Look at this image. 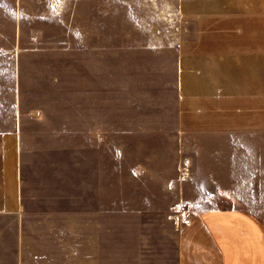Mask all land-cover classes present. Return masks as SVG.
I'll list each match as a JSON object with an SVG mask.
<instances>
[{
	"label": "rangeland",
	"instance_id": "374dc122",
	"mask_svg": "<svg viewBox=\"0 0 264 264\" xmlns=\"http://www.w3.org/2000/svg\"><path fill=\"white\" fill-rule=\"evenodd\" d=\"M214 1L0 0V92L29 118L28 243L82 264H178L210 205L192 203L208 189L176 125L177 61L192 6Z\"/></svg>",
	"mask_w": 264,
	"mask_h": 264
},
{
	"label": "crops",
	"instance_id": "0c3cea01",
	"mask_svg": "<svg viewBox=\"0 0 264 264\" xmlns=\"http://www.w3.org/2000/svg\"><path fill=\"white\" fill-rule=\"evenodd\" d=\"M192 11L196 34L177 61L176 125L186 154L202 158L194 185L208 194L192 203L210 206L195 208L183 229L178 264H264V0ZM27 120L0 92V221H11L0 226V264H82L61 254L64 245L28 243Z\"/></svg>",
	"mask_w": 264,
	"mask_h": 264
}]
</instances>
